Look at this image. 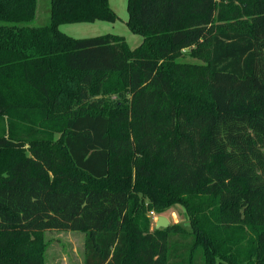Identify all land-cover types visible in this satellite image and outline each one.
<instances>
[{"label": "trees", "instance_id": "16d2710c", "mask_svg": "<svg viewBox=\"0 0 264 264\" xmlns=\"http://www.w3.org/2000/svg\"><path fill=\"white\" fill-rule=\"evenodd\" d=\"M37 4L0 0V264H46L48 230L84 264H264V0H127L136 48L61 30L110 0ZM176 204L191 230L152 228Z\"/></svg>", "mask_w": 264, "mask_h": 264}, {"label": "rangeland", "instance_id": "374dc122", "mask_svg": "<svg viewBox=\"0 0 264 264\" xmlns=\"http://www.w3.org/2000/svg\"><path fill=\"white\" fill-rule=\"evenodd\" d=\"M112 8L118 15L115 22L97 20L95 22L65 23L60 28L67 34L77 37H92L101 34L113 33L122 35L132 48L143 42V36L134 33L129 28L127 0H110ZM51 0H38L36 16L33 20L24 22L31 26H41L50 22ZM178 62L201 64L203 61L191 54L190 49H184L177 58ZM157 213V212H156ZM152 219V228H155L156 218L148 212ZM171 221L170 225L182 224L191 230L189 216L180 204H176L164 213ZM48 248L46 251V264H84L85 233L71 230H48L45 232ZM183 243L189 240H180Z\"/></svg>", "mask_w": 264, "mask_h": 264}, {"label": "water", "instance_id": "95a60500", "mask_svg": "<svg viewBox=\"0 0 264 264\" xmlns=\"http://www.w3.org/2000/svg\"><path fill=\"white\" fill-rule=\"evenodd\" d=\"M171 221L169 218L165 215H158L157 219L155 221V228L160 229V228H167L170 226Z\"/></svg>", "mask_w": 264, "mask_h": 264}, {"label": "built area", "instance_id": "2783aa9c", "mask_svg": "<svg viewBox=\"0 0 264 264\" xmlns=\"http://www.w3.org/2000/svg\"><path fill=\"white\" fill-rule=\"evenodd\" d=\"M150 214L153 216V217H157V213L155 211H150ZM157 219V218H156Z\"/></svg>", "mask_w": 264, "mask_h": 264}, {"label": "crops", "instance_id": "0c3cea01", "mask_svg": "<svg viewBox=\"0 0 264 264\" xmlns=\"http://www.w3.org/2000/svg\"><path fill=\"white\" fill-rule=\"evenodd\" d=\"M110 5H111V2H110ZM112 7V6H111Z\"/></svg>", "mask_w": 264, "mask_h": 264}]
</instances>
